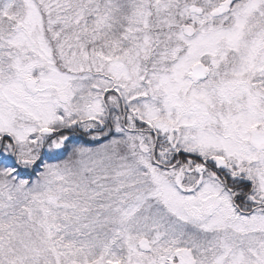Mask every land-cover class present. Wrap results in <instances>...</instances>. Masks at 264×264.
Instances as JSON below:
<instances>
[{
	"label": "snow or ice",
	"instance_id": "6c2138e0",
	"mask_svg": "<svg viewBox=\"0 0 264 264\" xmlns=\"http://www.w3.org/2000/svg\"><path fill=\"white\" fill-rule=\"evenodd\" d=\"M0 264H264V0H0Z\"/></svg>",
	"mask_w": 264,
	"mask_h": 264
}]
</instances>
